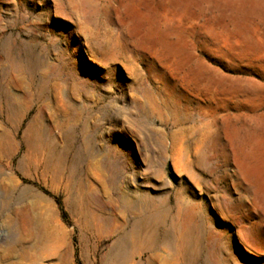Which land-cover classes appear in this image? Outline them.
I'll return each mask as SVG.
<instances>
[{
	"label": "rangeland",
	"instance_id": "374dc122",
	"mask_svg": "<svg viewBox=\"0 0 264 264\" xmlns=\"http://www.w3.org/2000/svg\"><path fill=\"white\" fill-rule=\"evenodd\" d=\"M163 208L264 264V0H0V264H103Z\"/></svg>",
	"mask_w": 264,
	"mask_h": 264
},
{
	"label": "bare ground",
	"instance_id": "6f19581e",
	"mask_svg": "<svg viewBox=\"0 0 264 264\" xmlns=\"http://www.w3.org/2000/svg\"><path fill=\"white\" fill-rule=\"evenodd\" d=\"M122 200L124 206L135 207V203L131 200L127 198ZM81 204L78 203L79 208H82ZM257 204L258 201L254 197L252 206L256 207ZM137 206L141 207V204ZM169 214V210L164 208L152 210L149 215L134 222L131 229L111 247L103 264H155L158 262L156 255H153L147 263L138 258L143 252L155 251L160 245L167 246L171 252L170 256L175 263L170 264H199L202 258L204 260L202 264H228L229 259L224 258L219 237L212 233L206 236L208 232L202 231L201 226L193 222L191 214H187V219L184 220L186 223L175 219L169 222ZM93 218L97 221L96 229L102 230L109 224V218L95 216ZM118 229H121V225L115 220L112 232ZM242 232L246 238L252 237V245L256 246L257 243V247L261 246L264 249V230H261L258 223H253L250 228H245Z\"/></svg>",
	"mask_w": 264,
	"mask_h": 264
}]
</instances>
